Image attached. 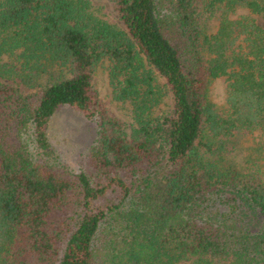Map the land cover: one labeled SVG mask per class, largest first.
<instances>
[{
    "label": "trees",
    "instance_id": "trees-1",
    "mask_svg": "<svg viewBox=\"0 0 264 264\" xmlns=\"http://www.w3.org/2000/svg\"><path fill=\"white\" fill-rule=\"evenodd\" d=\"M113 3L120 24L0 0V264H264V0ZM63 106L97 127L77 172L49 137Z\"/></svg>",
    "mask_w": 264,
    "mask_h": 264
},
{
    "label": "rangeland",
    "instance_id": "rangeland-1",
    "mask_svg": "<svg viewBox=\"0 0 264 264\" xmlns=\"http://www.w3.org/2000/svg\"><path fill=\"white\" fill-rule=\"evenodd\" d=\"M92 2L96 9V14L112 23L120 24L113 0H92ZM242 11L245 12L247 9H242ZM261 23L264 25L263 21H261ZM13 59L14 57L10 59L8 55H4L0 64L5 61L10 62ZM107 68L108 63H104L97 68L93 79L94 87L113 112L122 118L127 124H130L133 121L131 107L128 103L118 102L113 99L112 87L109 83ZM0 69L2 70V68ZM3 80L13 85L21 86L20 81H17L19 79L13 80L8 78ZM158 80L162 84H165L164 78L159 76ZM225 86L226 82L224 78H221L214 80L210 87L211 99L220 106L224 103ZM22 89L25 91L32 90L28 88ZM172 105L173 99L169 93L161 104L159 112L170 109ZM49 137L57 151L59 159L66 163L73 171L77 172L80 169L84 155L88 152L89 148L97 138L96 123L87 118L79 110L70 106H63L57 111L51 120ZM115 198H117V193H110L101 200V204L111 203Z\"/></svg>",
    "mask_w": 264,
    "mask_h": 264
}]
</instances>
